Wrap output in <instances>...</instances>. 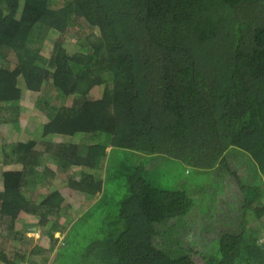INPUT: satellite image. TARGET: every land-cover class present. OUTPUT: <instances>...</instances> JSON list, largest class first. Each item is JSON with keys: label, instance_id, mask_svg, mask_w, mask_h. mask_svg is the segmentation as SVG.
Wrapping results in <instances>:
<instances>
[{"label": "trees", "instance_id": "trees-1", "mask_svg": "<svg viewBox=\"0 0 264 264\" xmlns=\"http://www.w3.org/2000/svg\"><path fill=\"white\" fill-rule=\"evenodd\" d=\"M73 27L74 50L65 43ZM51 31L59 33L52 43ZM21 79L45 113L43 136H105L83 156L43 143L58 161L95 168L108 146L148 158L123 169L128 192L73 264H264V0H0V103L15 109L14 123ZM49 86L52 95L43 93ZM31 145L6 144L5 155L34 164L41 152ZM155 155L212 174L221 185L213 208L237 199L209 243L173 231L194 200L151 182L146 165ZM2 178L0 217L10 225L21 211L44 225L77 195L103 196V181L86 172L33 206L24 170Z\"/></svg>", "mask_w": 264, "mask_h": 264}, {"label": "rangeland", "instance_id": "rangeland-1", "mask_svg": "<svg viewBox=\"0 0 264 264\" xmlns=\"http://www.w3.org/2000/svg\"><path fill=\"white\" fill-rule=\"evenodd\" d=\"M77 30H79L77 27H73L69 28L67 32L65 43L69 49L74 50L76 48ZM51 32L52 35L48 41L52 43L55 36H58L59 33L57 31ZM90 32L98 34L96 28L85 27L84 34ZM49 46L45 45L43 49L44 52L48 53ZM96 92L98 93V91ZM43 93L48 95L53 94L50 86L47 88V92ZM37 99L38 95L35 92L28 91L24 88L19 100V114L23 112L24 107L29 108L27 105H36ZM14 110V108L8 107L7 105L1 108L0 112L3 113L4 117L1 121L11 122L9 119L16 116ZM16 121L17 120H15V122ZM63 136L68 139L75 138V136L72 135L63 134ZM77 136H82V140L86 141V143L90 141V139L87 138L89 137L87 133H77ZM147 160L148 158L145 157V155H138L129 150L116 149L111 154V159L108 163L109 168L103 180V196L80 218L77 215L82 211V207L77 206V202L79 201L78 195L72 198L71 207L62 210L61 213L64 215V220L49 215L48 222H44V225H41L39 217L36 214L21 211L17 216L18 229L13 230L19 233L21 237H17L19 235H14L12 231V236L15 237V245L9 242L11 235L8 237L4 236V238L1 239L0 244L2 247H0V261L4 264H25L27 262H33L35 264H73L77 255L85 248L90 239L103 233L102 230L105 222L116 214L117 204L128 192L123 169L129 168L133 164L146 162ZM146 166L149 171L148 177L156 186L164 189H177L181 187L185 189L194 200L191 213L182 219L185 225L179 227L178 222L176 229L173 230L175 232L178 228L182 229L181 231L183 232L181 235L186 242L195 240L199 244L204 242L209 243L211 240L210 236L213 234L215 235V232L221 228L222 220L225 221V217L232 219V216L229 217L228 215L234 213L237 208H235L236 198H231L228 201L229 203H219L216 205V208H213L215 203L214 200L212 201L214 196L213 189L215 187L221 188V185L215 181L212 174L194 167L186 166L176 159L167 158L162 155H155L153 159H149ZM221 170L224 171L223 168H221ZM206 186H212L211 190L205 191L203 188ZM199 189H201L202 192V197L200 199L198 198L201 196ZM24 190L25 187L23 186L22 192L25 197H27ZM231 201L234 202L233 207L231 206ZM210 212L214 213L211 217L209 215ZM21 213H24V216H20ZM62 224L64 226H62ZM52 226H57V228H61L62 231L60 229L57 231L50 230ZM27 232H31L37 235V237H34L35 235L33 234L29 237ZM49 232H52V234L57 237V242H55L54 245H52L50 240ZM160 239L161 238L158 237L157 241L160 242ZM4 251H6L7 254L4 253ZM3 255L6 256L5 259ZM46 256L48 259L43 262L42 258Z\"/></svg>", "mask_w": 264, "mask_h": 264}, {"label": "crops", "instance_id": "crops-1", "mask_svg": "<svg viewBox=\"0 0 264 264\" xmlns=\"http://www.w3.org/2000/svg\"><path fill=\"white\" fill-rule=\"evenodd\" d=\"M20 87L21 92L24 91V88H26L22 79L20 80ZM27 90L30 91L29 89ZM27 106L29 108H23V112L19 114L18 121L15 123L1 121L4 117L3 113L0 112V191L3 188L2 173L6 170H24L26 172V181L23 185L25 187L24 192L27 197L31 199V203L35 206L43 200L45 194H48L52 190H66L69 180H78L83 173L88 172L91 174L94 181H103L105 179L107 167L109 165V158L115 151H112L110 146L106 148V156L97 167L87 168L82 167L81 165L69 164L68 161L66 164V161H63V159H59L58 161L57 157H54L51 152H48L45 149L47 145L43 144L45 142L50 144L62 143L64 146L69 147L73 151L75 147L77 151L74 152L77 155L80 154L83 156V154L86 153V145L103 141V139H105L104 135H99L96 139L89 135V137H87L90 139L89 143L83 141L82 136H77V134L72 135L75 136L74 139L65 138L63 134H50L45 137L42 135V125L46 120L44 116L45 113L41 110H37L38 108H36V105ZM3 107L5 106L0 103V110ZM29 141H32L31 147L34 148L35 151L41 152L40 158L34 164L28 166L24 165L17 159V155L15 153L5 155L4 147L6 144H17L20 142L29 143ZM70 149L67 151L71 152ZM150 158L153 159V156H150ZM99 197L100 193L92 199L87 198L85 194L79 195L77 206H81L82 211L79 212L77 216L80 218L88 209H90L91 206L95 204ZM20 216H24V213H21ZM60 218L61 220L65 219L62 213L60 214ZM17 220L18 219L16 218L15 223L10 225L9 218L5 216L0 217V243L4 236L8 237L11 235L9 242L15 245V237L12 236V231L18 229ZM31 234L33 233L27 232L29 237ZM14 235H19V233L14 232ZM17 237H21V235ZM34 237H37V235ZM0 247H2L1 244ZM4 253L7 254L6 251H4ZM0 264L4 263L0 261Z\"/></svg>", "mask_w": 264, "mask_h": 264}, {"label": "built area", "instance_id": "built-area-1", "mask_svg": "<svg viewBox=\"0 0 264 264\" xmlns=\"http://www.w3.org/2000/svg\"><path fill=\"white\" fill-rule=\"evenodd\" d=\"M259 242L262 244L263 249H264V228H263V231H262V235L259 237ZM25 264H35V263H33V262H27Z\"/></svg>", "mask_w": 264, "mask_h": 264}]
</instances>
